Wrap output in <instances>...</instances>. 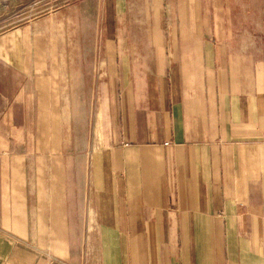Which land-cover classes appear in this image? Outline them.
Returning a JSON list of instances; mask_svg holds the SVG:
<instances>
[{
  "label": "crops",
  "instance_id": "obj_1",
  "mask_svg": "<svg viewBox=\"0 0 264 264\" xmlns=\"http://www.w3.org/2000/svg\"><path fill=\"white\" fill-rule=\"evenodd\" d=\"M155 13L93 60L85 149L86 56L0 35V264H264V39L226 0Z\"/></svg>",
  "mask_w": 264,
  "mask_h": 264
},
{
  "label": "rangeland",
  "instance_id": "obj_2",
  "mask_svg": "<svg viewBox=\"0 0 264 264\" xmlns=\"http://www.w3.org/2000/svg\"><path fill=\"white\" fill-rule=\"evenodd\" d=\"M168 0H0V35L37 22V33L47 37L72 38L73 45H58V52L68 48L75 55L84 54L90 68V119L85 134L81 125L75 146H93L94 78L93 60L113 37L114 24L130 23L137 28L133 32L141 35L138 24L152 22L156 18L155 7H166ZM231 20L240 36L264 39V0H226ZM130 27V26H129ZM129 31V30H128ZM127 31V32H128ZM43 37V36H42ZM104 54V52H101ZM82 129V132H81ZM87 241V239H86Z\"/></svg>",
  "mask_w": 264,
  "mask_h": 264
}]
</instances>
